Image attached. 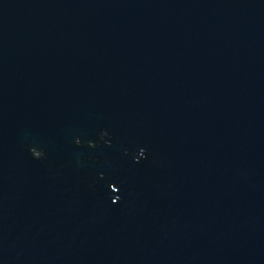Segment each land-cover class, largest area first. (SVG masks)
Masks as SVG:
<instances>
[{"label": "water", "instance_id": "1", "mask_svg": "<svg viewBox=\"0 0 264 264\" xmlns=\"http://www.w3.org/2000/svg\"><path fill=\"white\" fill-rule=\"evenodd\" d=\"M0 264H264V0H0Z\"/></svg>", "mask_w": 264, "mask_h": 264}]
</instances>
